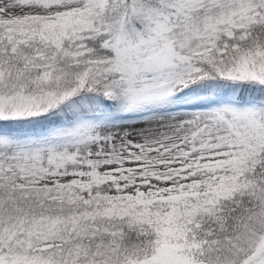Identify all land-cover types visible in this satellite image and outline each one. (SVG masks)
Segmentation results:
<instances>
[{
  "label": "snow or ice",
  "instance_id": "1",
  "mask_svg": "<svg viewBox=\"0 0 264 264\" xmlns=\"http://www.w3.org/2000/svg\"><path fill=\"white\" fill-rule=\"evenodd\" d=\"M0 264H264V0H0Z\"/></svg>",
  "mask_w": 264,
  "mask_h": 264
}]
</instances>
